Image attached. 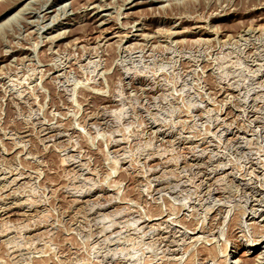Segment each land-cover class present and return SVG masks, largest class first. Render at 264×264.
Returning a JSON list of instances; mask_svg holds the SVG:
<instances>
[{"label": "rangeland", "instance_id": "rangeland-1", "mask_svg": "<svg viewBox=\"0 0 264 264\" xmlns=\"http://www.w3.org/2000/svg\"><path fill=\"white\" fill-rule=\"evenodd\" d=\"M0 264H264V0H0Z\"/></svg>", "mask_w": 264, "mask_h": 264}, {"label": "bare ground", "instance_id": "bare-ground-1", "mask_svg": "<svg viewBox=\"0 0 264 264\" xmlns=\"http://www.w3.org/2000/svg\"><path fill=\"white\" fill-rule=\"evenodd\" d=\"M63 7V6H62ZM93 7V6H92ZM25 10V9H24ZM62 12V11H61ZM54 17V16H53ZM258 20V19H257ZM54 21V20H53ZM99 22H103V20L102 21H99ZM105 22V21H104ZM99 24V23H98ZM97 24V25H98ZM20 30V29H19ZM103 31V30H102ZM65 33V32H64ZM57 34V33H56ZM55 35V34H54ZM177 35V34H176ZM56 36V35H55ZM115 36H117L116 34H115ZM141 36V35H140ZM103 37V36H102ZM52 38V37H51ZM78 40V39H77ZM104 41V40H103ZM53 42V41H52ZM78 42V41H77ZM6 51V50H5ZM5 53V52H4ZM4 55V54H3ZM257 243V242H256ZM234 254H237L236 252L234 253ZM236 255H234V256H231V257H229V259H231V258H233V257H235ZM236 258V257H235ZM227 262V261H226Z\"/></svg>", "mask_w": 264, "mask_h": 264}]
</instances>
